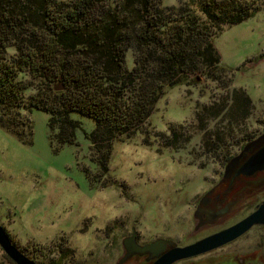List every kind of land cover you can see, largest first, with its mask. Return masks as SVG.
I'll list each match as a JSON object with an SVG mask.
<instances>
[{"label":"rangeland","instance_id":"374dc122","mask_svg":"<svg viewBox=\"0 0 264 264\" xmlns=\"http://www.w3.org/2000/svg\"><path fill=\"white\" fill-rule=\"evenodd\" d=\"M249 1L260 11L214 39L220 68L168 89L133 137L113 143L107 172L99 164L103 153L85 135L95 129L91 119L72 115L81 123L73 146L59 145V131L49 129V115L41 111L25 113L32 144L0 128V225L28 258L36 264H119L132 228L142 242L162 238L186 246L246 216L250 207L200 227L196 206L231 160L264 137V1ZM126 65L134 66L132 50ZM21 79L29 83L27 76ZM36 94L30 89L26 98ZM263 243L264 230L255 229L236 245L190 263ZM0 264H15L1 247Z\"/></svg>","mask_w":264,"mask_h":264},{"label":"trees","instance_id":"16d2710c","mask_svg":"<svg viewBox=\"0 0 264 264\" xmlns=\"http://www.w3.org/2000/svg\"><path fill=\"white\" fill-rule=\"evenodd\" d=\"M258 11L249 0H0V128L32 144L25 113L41 111L59 145L73 146L81 123L72 115L91 119L85 135L107 172L113 143L133 137L168 89L219 69L215 37Z\"/></svg>","mask_w":264,"mask_h":264},{"label":"flooded vegetation","instance_id":"af4514ba","mask_svg":"<svg viewBox=\"0 0 264 264\" xmlns=\"http://www.w3.org/2000/svg\"><path fill=\"white\" fill-rule=\"evenodd\" d=\"M262 148H264V137H262L260 140L250 142L246 149L242 151L240 156L238 158L232 159L231 162L226 166V171L223 177L215 180V182H213V184H211L206 189L204 195L200 198L198 205L196 206V216L199 215L201 218V225H199L200 227L212 223L215 225L218 221H221L222 218H229L237 211H239L240 215L244 212L243 208L246 209L250 207L246 211V216L239 218V221L237 222L239 223L256 212L260 206L264 205V171L257 172L251 176L239 174L242 166ZM259 199H262V201H258ZM237 223H234L232 226L236 225ZM230 227H224L220 230H217L210 236ZM259 228L264 230V225L254 226L245 235L241 236L234 242L221 247L220 249L198 257L178 261L175 264H191L190 261L194 259H198L210 254H216L218 252L220 253L226 248H230L236 245L238 242H241L244 238L249 236L252 231ZM127 239H133L132 241L141 247L155 243H164L166 241L172 242L169 239L162 238L150 242H142L135 228H132L131 234L127 236L125 240ZM186 246L166 245L163 250L156 247L144 254H133L129 257L128 250L124 248V255L120 262L126 258L122 264H155L156 261L167 254L171 249L175 247ZM256 247V249L250 252L219 255L217 257H211L207 260L199 261L193 264H264V243L260 244L259 247L258 245Z\"/></svg>","mask_w":264,"mask_h":264},{"label":"water","instance_id":"95a60500","mask_svg":"<svg viewBox=\"0 0 264 264\" xmlns=\"http://www.w3.org/2000/svg\"><path fill=\"white\" fill-rule=\"evenodd\" d=\"M63 86H56V91L63 90ZM264 171V148L253 155L240 169L239 174L245 176H251L257 172ZM264 225V205L260 206L256 212L245 218L243 221L236 225L223 230L217 234L202 239L192 245L186 247H175L171 249L167 254L161 257L155 264H175L178 261L198 257L214 250L220 249L229 243L234 242L241 236L245 235L254 226ZM133 239H127L123 242V246L128 250L130 255L144 254L154 248L164 249L167 246H173L172 242L155 243L145 247L139 246L132 241ZM0 247L5 252L7 257L15 264H36L30 258H28L11 240L9 234L0 225ZM122 260L119 264H122Z\"/></svg>","mask_w":264,"mask_h":264}]
</instances>
